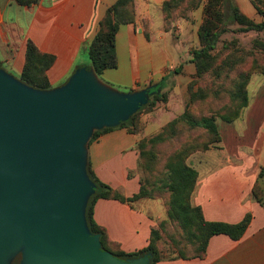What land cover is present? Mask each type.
Wrapping results in <instances>:
<instances>
[{"label": "crops", "instance_id": "0c3cea01", "mask_svg": "<svg viewBox=\"0 0 264 264\" xmlns=\"http://www.w3.org/2000/svg\"><path fill=\"white\" fill-rule=\"evenodd\" d=\"M166 1L134 0V22L122 24L116 36L118 66L101 75L96 73L103 85L130 92L153 84L158 88L160 83V87L169 89L180 78L186 80L185 88L191 80L196 72L193 50L200 45L204 4L191 10L188 17H176L171 29H166ZM234 1L249 17L260 20L252 3L253 8L246 9L245 0ZM116 2L40 0L33 6H23L16 0H0V67L21 79L31 40L40 51L55 57L47 70L49 89L62 86L77 68L92 67L87 44ZM257 82V94L244 116L228 123L226 132L221 130L226 154L236 156V152L239 158L205 159L192 164L199 173L192 203L202 208L209 221L234 224L251 213L245 235L234 240L227 234H216L211 237L204 258L162 259L158 264H264V202L253 196L264 169V78ZM182 105L185 106V98ZM169 114L170 119L176 115ZM236 123L242 126L237 128ZM253 134L257 135L256 141L245 140ZM140 139V134L116 126L87 146V159L96 176L127 197L139 193L142 186ZM245 143H252L253 160L245 155ZM259 182L264 186V176ZM158 205L155 200L144 198L134 202L100 198L94 206V219L120 250L136 252L149 245L153 228L164 219Z\"/></svg>", "mask_w": 264, "mask_h": 264}, {"label": "water", "instance_id": "95a60500", "mask_svg": "<svg viewBox=\"0 0 264 264\" xmlns=\"http://www.w3.org/2000/svg\"><path fill=\"white\" fill-rule=\"evenodd\" d=\"M150 89L103 85L93 67L77 68L58 88L33 87L0 67V264H150L103 249L87 219L95 183L87 146L149 100Z\"/></svg>", "mask_w": 264, "mask_h": 264}, {"label": "trees", "instance_id": "16d2710c", "mask_svg": "<svg viewBox=\"0 0 264 264\" xmlns=\"http://www.w3.org/2000/svg\"><path fill=\"white\" fill-rule=\"evenodd\" d=\"M18 4L23 6H33L38 4L40 0H16ZM252 4L260 14H264L263 9L257 0H251ZM201 3L203 6V20L199 28L200 47L194 50L193 60L197 65V76L202 77L206 73L215 71L213 50L217 48L221 35L226 31L228 21L245 25L248 30H263V22H255L247 14H245L234 0H168L164 3L165 27L171 29L172 23L176 17H188L189 12L197 8ZM134 0H117L106 12L101 19L99 30L94 39L87 44L89 58L92 67L98 75L105 70L116 68L118 66V58L116 53V36L120 26L124 23L134 22ZM259 49L264 54V42L259 43ZM55 57L52 54L44 53L38 49L33 41L28 42L26 53V64L20 78L27 84L41 88L49 89L51 87L47 70L54 63ZM256 69L260 74H264V65H256ZM251 72L244 73L241 81L237 82L235 90L232 94L234 100L240 99L237 109L233 116L222 115L221 118L233 123L241 118L243 110L250 103L247 91V84L250 79ZM162 84L158 85V88ZM154 88V90L158 89ZM193 97V96H192ZM163 95H155L143 108L153 107L157 101L163 100ZM138 111V112H139ZM137 112V113H138ZM133 118H135L136 114ZM217 116L205 115L195 117L190 108H186L184 113L172 120L168 124V128L172 129L178 123H185L190 129L201 128L213 136L211 142L203 144L195 148V151L205 150L210 146L221 141V134L216 123ZM131 122V121H130ZM130 122H122L118 127H125L129 132L138 133L135 128H131ZM113 127H105L95 130L89 140V144L97 140L103 133L112 130ZM163 139V132L151 138L152 142H159ZM142 142H139L140 160L142 159L143 149ZM191 146L182 148L177 152L166 165V176L161 179V189L170 192V200L167 204L168 217L171 221H175L182 228L185 236L191 243L196 246V253L192 255L181 254L180 258H204L207 254V248L212 236L216 234H227L234 240H240L246 233L248 226L252 220V214L247 213L244 219L239 223H226L220 221H209L205 218L203 210L200 206L192 203V196L196 188L199 173L198 170L187 163L186 159L190 153ZM88 172L95 183V193L91 196L87 207V219L89 227L93 233L100 235L103 249L113 253L121 258H138L145 254L150 256V264H158L162 259V255L157 246V240L160 239L161 230L165 228V221H162L158 227L153 228L150 243L147 247L136 252H124L120 250L117 243L112 242L106 230L100 226L94 219V206L100 198L118 199L122 202H134L143 198H156L146 189L141 180L142 186L139 193L132 197L124 196L118 190L103 183L95 174L92 165L88 164ZM264 176V169L260 173L258 181L253 189V196L256 201L264 202V190L259 179Z\"/></svg>", "mask_w": 264, "mask_h": 264}, {"label": "rangeland", "instance_id": "374dc122", "mask_svg": "<svg viewBox=\"0 0 264 264\" xmlns=\"http://www.w3.org/2000/svg\"><path fill=\"white\" fill-rule=\"evenodd\" d=\"M244 2L246 9L253 8L251 0H245ZM257 2L264 11V0H257ZM259 18L260 20L251 19L258 23L263 22L264 14H260ZM227 23L225 26L226 31L221 35L219 44L212 53L215 71L206 73L198 78V69L195 63L196 72L192 74L191 80L185 88L186 80L180 78L174 81V85L169 89H166L163 85V87L154 90L153 85L155 84H153L136 90L150 89L148 103L154 99L155 95H163L165 99L157 101L153 107L143 108L141 111L138 110L139 112H136L134 119H132L133 115L126 120L128 123L131 121L128 126L135 128L138 134L141 135L140 141L143 144L141 146L143 154L139 167L141 180L151 194L158 195L156 198L147 197L144 199L155 200L159 204L157 208L161 207L163 210L162 216H164V219L162 221H165L166 224L165 228L161 230L160 239L157 240V246L163 259H178L181 254L192 255L197 252L196 246L187 239L178 223L171 221L168 217L166 206L169 203L171 194L169 191L161 189V184L163 183L161 179L166 176L168 161L182 148L189 146H191V149L186 161L190 165L198 160L239 158V154L236 152V156L226 154L222 139L208 149L195 151V148L211 142L213 136L201 128L190 129L183 122L175 125L173 129L172 127L168 128V124L189 107L192 114L197 118L205 115H216V123L222 138L221 130L227 131L228 122L224 121L221 116H233L238 107L237 105L241 102L240 99L234 100L232 97L237 82L242 79L241 76L244 73L251 72L246 87L250 101L257 94L259 86L257 80L264 78V74H260L259 69H256L255 66V64L257 66H260V64L264 65V54L259 49V43L264 42V29L248 30L245 25L232 23V21ZM184 98L185 106L182 105ZM170 101L173 103H169ZM248 106L243 110L241 118L244 116ZM169 112H175L176 115L170 119ZM236 124L237 128L242 126V124ZM243 130L244 127L241 131ZM162 132L163 139L159 142L150 141L151 138ZM263 138L264 136L262 140ZM245 140L254 142L257 140V135H250ZM244 146L245 155L250 156L248 158L253 160L255 154L253 153L252 143H245ZM262 188L264 190V186ZM23 255L22 251L18 252L9 261V264H22Z\"/></svg>", "mask_w": 264, "mask_h": 264}]
</instances>
